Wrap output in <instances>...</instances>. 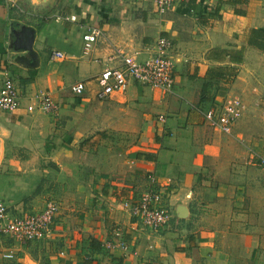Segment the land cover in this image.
I'll return each mask as SVG.
<instances>
[{"label":"crops","instance_id":"1","mask_svg":"<svg viewBox=\"0 0 264 264\" xmlns=\"http://www.w3.org/2000/svg\"><path fill=\"white\" fill-rule=\"evenodd\" d=\"M51 1L52 21L29 38L0 0V85L9 78L21 97L46 92L58 105L54 114L26 112L23 99L15 112H0V173L8 174L0 199L12 214H37L51 200H43L49 184L45 176L38 184L30 179L45 163L67 160H80L75 168L94 184L93 195L86 212H57L45 239L17 244L0 236V264H251L252 226L264 203L257 162L264 138H253L264 134V0H178L163 15L153 0ZM90 27L102 36L82 54ZM158 37L174 47L171 90L130 81L124 93L96 100L97 75L113 64L114 50L143 60ZM52 51L63 58L49 60ZM216 68L225 69L222 78ZM77 83L78 96L70 91ZM232 96L241 98L242 112L231 133L210 130L200 111ZM102 131L107 137L96 134ZM150 175L171 212L157 232L122 208ZM115 228L135 255L101 248Z\"/></svg>","mask_w":264,"mask_h":264},{"label":"built area","instance_id":"2","mask_svg":"<svg viewBox=\"0 0 264 264\" xmlns=\"http://www.w3.org/2000/svg\"><path fill=\"white\" fill-rule=\"evenodd\" d=\"M9 7L14 5V0H4ZM178 0H153L155 11L158 15L167 13ZM69 21L74 20L70 16ZM102 36L99 28L90 27L81 36L82 54H88L97 40ZM150 53L143 60L137 58V52L129 53L121 48L114 50L107 59L110 66L103 68L96 78L98 89L94 96L102 101L114 93L122 94L130 81L144 88H158L170 91L173 84L174 47L172 42L165 37H158L151 48ZM49 60L62 59L60 52L52 51ZM83 85L77 83L70 88L74 95H80ZM26 99V112L40 111L54 114L58 111V105L51 100L48 93L21 97L9 78H5L0 85V112L13 113L21 107L22 100ZM242 112V101L239 96H232L221 103H212L200 111L203 123L212 131L222 135L231 133L234 123ZM264 116V113H262ZM162 117L158 120L162 121ZM258 165L264 168V159L259 158ZM139 197L135 200L122 202V208L135 223L152 232H157L169 224L171 212L164 201V194L155 185V178L150 175ZM57 205L48 200L42 210L33 215L12 214L0 199V236L9 237L17 244H25L33 240H42L49 236L54 217L57 213ZM101 248L108 251H119L123 254L135 255L127 242L123 240L122 232L115 228L109 240L101 243ZM8 259L10 255L5 256Z\"/></svg>","mask_w":264,"mask_h":264},{"label":"rangeland","instance_id":"3","mask_svg":"<svg viewBox=\"0 0 264 264\" xmlns=\"http://www.w3.org/2000/svg\"><path fill=\"white\" fill-rule=\"evenodd\" d=\"M51 0H16V3L9 10V17L12 23H22V29L19 31L24 32L25 36H34V29L37 27H42L49 24L53 17L51 13ZM27 25V26H25ZM14 29L12 31H18ZM260 64V59L258 57H253L251 60L250 67L257 69ZM261 129V128H259ZM255 133L257 129H252ZM100 137L105 138L107 134L102 132H96ZM253 138H264V134L254 135ZM252 138V140H253ZM50 147H46V152L49 153ZM259 158L257 159L258 162ZM80 162V160H77ZM67 160L65 163H45L42 165V175L35 171L30 182L35 184L39 183V180L44 177L45 186L49 184L48 193L46 198L51 199L56 203H59V211L66 212L67 210H72L73 215H79L83 212L89 210L90 202L89 200L93 195L94 184H90L87 174H84L80 169L75 168V162ZM256 162V163H257ZM48 168V169H47ZM0 173V181L4 183L5 176L7 172L3 171ZM47 182V183H46ZM255 202L258 200L259 203L262 201V194L259 196H254ZM41 200V201H43ZM61 208V209H60ZM263 210V211H262ZM257 213L262 218L260 222H256L258 225H253L252 230H257L254 233L255 236V254L250 259L251 264H257L258 259L264 262V203H261L260 207L256 208ZM39 213V212H38ZM57 214V213H56ZM56 216V215H55ZM55 218V217H54ZM254 258V259H253Z\"/></svg>","mask_w":264,"mask_h":264},{"label":"trees","instance_id":"4","mask_svg":"<svg viewBox=\"0 0 264 264\" xmlns=\"http://www.w3.org/2000/svg\"><path fill=\"white\" fill-rule=\"evenodd\" d=\"M256 34V33H255ZM214 71V74H215V77H217V78H222V76L225 74V69H223V68H216V69H214L213 70ZM203 87H202V89H201V91H200V100H202L203 99V94H204V91H203Z\"/></svg>","mask_w":264,"mask_h":264}]
</instances>
